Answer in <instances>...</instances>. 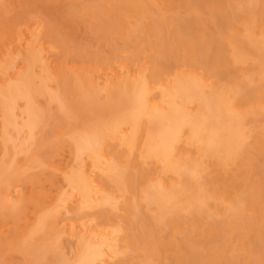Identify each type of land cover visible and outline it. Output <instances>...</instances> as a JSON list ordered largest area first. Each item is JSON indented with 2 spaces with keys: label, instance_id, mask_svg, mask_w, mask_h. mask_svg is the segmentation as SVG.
<instances>
[{
  "label": "bare ground",
  "instance_id": "6f19581e",
  "mask_svg": "<svg viewBox=\"0 0 264 264\" xmlns=\"http://www.w3.org/2000/svg\"><path fill=\"white\" fill-rule=\"evenodd\" d=\"M0 264H264V0H0Z\"/></svg>",
  "mask_w": 264,
  "mask_h": 264
}]
</instances>
